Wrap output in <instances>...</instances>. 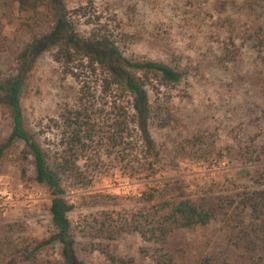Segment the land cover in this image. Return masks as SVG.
I'll return each mask as SVG.
<instances>
[{"label":"rangeland","instance_id":"rangeland-1","mask_svg":"<svg viewBox=\"0 0 264 264\" xmlns=\"http://www.w3.org/2000/svg\"><path fill=\"white\" fill-rule=\"evenodd\" d=\"M62 1L66 21L83 40L82 50L92 34H105L128 60L162 62L186 73L171 93L176 122L149 128L160 154L152 175L137 156L141 145L130 125L131 98L114 91L108 96L103 68L91 67L81 54L65 65L55 60L56 46L44 42L37 47L21 93L25 127L43 151L59 152L69 113L84 107L78 102L82 89L87 117L80 122L94 128L88 153L79 163L85 185L63 187V197L73 206L67 217L79 259L83 264H112L101 252L105 248L128 264H152L156 247L129 231L128 223L169 188H180L177 192L193 200L213 198L234 205H225L204 227L171 236L165 247L176 264L244 263L248 240H261L241 232L234 219L241 214L244 226L251 228L253 221L240 202L264 192V46L256 48L253 40L257 35L264 39V0ZM52 26V18L40 11H20L15 0H0V79L15 73L18 55ZM91 45L94 54L104 55L101 44ZM228 50L235 52L234 59L227 58ZM144 89L152 101L154 92ZM122 107L130 121L128 136L112 142L107 131ZM9 131L0 107V146ZM21 150L14 143L0 157V264H5L7 241L39 243L55 234L49 214L53 195L34 181L31 161ZM105 230L114 232V238H103ZM60 249L51 244L27 264H63Z\"/></svg>","mask_w":264,"mask_h":264},{"label":"trees","instance_id":"trees-1","mask_svg":"<svg viewBox=\"0 0 264 264\" xmlns=\"http://www.w3.org/2000/svg\"><path fill=\"white\" fill-rule=\"evenodd\" d=\"M20 11L31 10L35 15L39 11L52 18V29L43 37L33 39L18 55L15 73L7 78L0 79V107L9 119V135L0 146V157L4 151L14 143L22 146L21 154L28 158L33 166L34 181L51 191L53 199L49 206V214L55 234L49 239L39 243H16L9 240L4 243L5 264L33 263L39 252L51 244H59L60 257L63 264H83L79 259V249L74 238L71 223L67 214L73 209L64 195L65 185H85L86 179L81 173L79 163L88 153V143L94 138V128L91 124L80 122L87 117V104L84 103L83 90H80L79 107L83 109L69 113V122L65 119L66 131L60 139L59 152L49 155L42 150L34 135L25 127L23 113L20 105L21 93L33 67L36 49L41 43L48 47H57L55 60L61 64H70L75 61V54L87 58L91 67L99 65L103 68V90L106 94L114 91L119 97L131 98L133 120L130 125L137 129L141 151L139 162L156 175L160 165V154L149 135L151 125L159 129L172 126L176 117L172 113V91L185 78L184 70L177 66L156 61H131L122 57L113 43L105 34H92L88 38V46L81 49L82 39L75 33L66 21L65 6L62 0H15ZM254 46L263 48L264 39L260 35L254 36ZM97 42L104 47V55L94 54L91 44ZM89 44L91 46H89ZM90 48V50H87ZM73 54H72V52ZM228 59L236 57L235 52H226ZM113 60L114 63L110 61ZM114 64V65H112ZM145 86H149L155 94L151 101L148 99ZM86 106V107H85ZM115 107V106H114ZM72 119V120H71ZM124 108L117 113L116 121L109 127L106 139L112 142L128 136L126 127L128 123ZM181 147V146H180ZM178 148L179 150L181 148ZM178 150V152H180ZM180 188H169L161 198L147 208L140 209L130 218L128 229L137 233L143 241L152 243L156 250L151 255L152 264H176L174 254L165 245L171 236L183 229H195L208 225L219 214L225 205H234L233 201L207 198L193 200ZM155 196H150L148 202ZM242 211L247 210L253 221L251 228L244 226L241 214L235 215L236 227L245 235L253 234L261 240H248V258L240 264H264V192L251 194L243 198ZM237 206H234V209ZM102 234L103 238L113 239L114 232ZM247 233H246V232ZM101 252L112 264H128V261L116 257L107 249Z\"/></svg>","mask_w":264,"mask_h":264}]
</instances>
